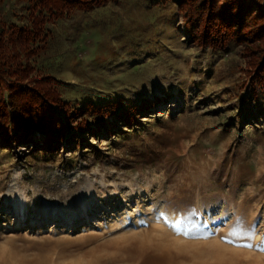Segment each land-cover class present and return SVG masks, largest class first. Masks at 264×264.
I'll use <instances>...</instances> for the list:
<instances>
[{"label": "rangeland", "instance_id": "obj_1", "mask_svg": "<svg viewBox=\"0 0 264 264\" xmlns=\"http://www.w3.org/2000/svg\"><path fill=\"white\" fill-rule=\"evenodd\" d=\"M52 30L32 74L93 130L0 139V264H264V83L244 46L194 42L174 0H110Z\"/></svg>", "mask_w": 264, "mask_h": 264}, {"label": "trees", "instance_id": "obj_2", "mask_svg": "<svg viewBox=\"0 0 264 264\" xmlns=\"http://www.w3.org/2000/svg\"><path fill=\"white\" fill-rule=\"evenodd\" d=\"M26 16L18 22L0 0V139L37 141L50 147L67 139L83 141L75 129L93 130L74 120L52 74L36 71L30 58L47 49L52 24L74 9L92 10L110 0H23ZM192 40L224 46L234 39L249 56L251 74L264 83V0H174ZM64 109L67 118L59 111ZM135 119L132 111L122 116Z\"/></svg>", "mask_w": 264, "mask_h": 264}, {"label": "bare ground", "instance_id": "obj_3", "mask_svg": "<svg viewBox=\"0 0 264 264\" xmlns=\"http://www.w3.org/2000/svg\"><path fill=\"white\" fill-rule=\"evenodd\" d=\"M19 205H20V204L17 203V208H19Z\"/></svg>", "mask_w": 264, "mask_h": 264}]
</instances>
